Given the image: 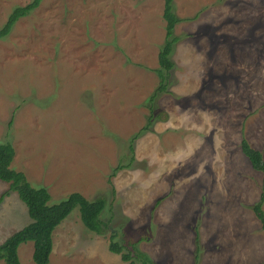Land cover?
Here are the masks:
<instances>
[{
	"label": "rangeland",
	"instance_id": "374dc122",
	"mask_svg": "<svg viewBox=\"0 0 264 264\" xmlns=\"http://www.w3.org/2000/svg\"><path fill=\"white\" fill-rule=\"evenodd\" d=\"M33 1L0 0V29ZM164 3L43 0L20 16L0 37V146L51 204L105 200L113 229L127 226L158 264H264V173L241 149L264 158V0H174L165 69ZM9 188L0 180V244L32 221ZM109 237L76 208L50 264H129ZM33 254V242L19 248L22 264Z\"/></svg>",
	"mask_w": 264,
	"mask_h": 264
},
{
	"label": "trees",
	"instance_id": "16d2710c",
	"mask_svg": "<svg viewBox=\"0 0 264 264\" xmlns=\"http://www.w3.org/2000/svg\"><path fill=\"white\" fill-rule=\"evenodd\" d=\"M164 20L166 22V44L159 55V61L165 69L166 62H170V56L174 51V45L177 38L174 36L175 26L178 22L174 12V0H164ZM43 0H34L29 6V10L20 9L10 17L8 22L0 29V37L11 34L15 24L20 16L24 17L34 8L41 5ZM20 12V13H19ZM162 81L169 77L164 74L163 69L157 71ZM164 89V88H163ZM157 95H153L152 101ZM15 113V111H14ZM14 116V114H13ZM153 120V117H151ZM151 118L149 122L151 123ZM13 125V118L8 123V131ZM149 124L144 131L148 130ZM143 131L139 134L141 136ZM241 149L244 155L249 159L252 167L256 171L264 173V158L260 151L253 148L247 140H242ZM133 154V147H131ZM15 151L10 145L0 146V180L9 184L10 192H16L19 198L26 204L31 223L14 232L2 244H0V261L5 264H22L19 255V248L27 243H34L33 261L35 264H50L51 254L54 247L53 235L55 230L64 220L78 208L80 211L81 221L84 226L98 236L107 237L110 233L109 250L121 255L122 260L129 264H158L148 254L142 252L139 248L140 241L129 238V228L127 226L117 225L115 229L112 226L114 214L110 217L104 216L107 210V202L103 199L93 201L86 200L81 194L75 193L70 195L65 201L58 204H51L52 197L46 188H33L28 183L23 172H17L12 168ZM133 156L130 161H133ZM121 162L118 169L130 167L128 164ZM128 165V166H127ZM9 195V191L3 193L0 197V204L3 199ZM264 182L260 202L255 205L254 212L262 223L264 229Z\"/></svg>",
	"mask_w": 264,
	"mask_h": 264
},
{
	"label": "crops",
	"instance_id": "0c3cea01",
	"mask_svg": "<svg viewBox=\"0 0 264 264\" xmlns=\"http://www.w3.org/2000/svg\"><path fill=\"white\" fill-rule=\"evenodd\" d=\"M258 151H259V150H258ZM218 237H219V236H218ZM218 237H216V238H217V240H216L215 244L224 243L223 241H219V240H218Z\"/></svg>",
	"mask_w": 264,
	"mask_h": 264
}]
</instances>
